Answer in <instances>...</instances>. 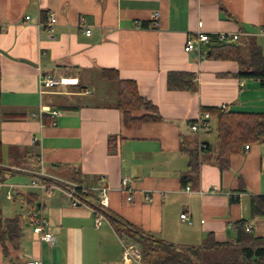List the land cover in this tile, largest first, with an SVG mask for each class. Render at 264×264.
I'll use <instances>...</instances> for the list:
<instances>
[{"label":"crops","instance_id":"0c3cea01","mask_svg":"<svg viewBox=\"0 0 264 264\" xmlns=\"http://www.w3.org/2000/svg\"><path fill=\"white\" fill-rule=\"evenodd\" d=\"M51 12L57 18L54 40L44 25ZM262 30L264 0H0V165L30 181L0 182V199L3 189L14 192L12 198L5 195L8 203L0 202V212L18 217L22 230L11 256L0 245V264H124L122 242L134 241L117 233L107 217L96 228L89 204L72 206L58 190L42 196L29 186L35 175L88 190L104 176L106 208L179 247L199 246L209 234L233 241L236 223L243 220L264 237V216L251 214V197L264 195V142L232 155L229 168L221 170L210 160L216 135L211 140V133L190 129L203 107L264 113V86L259 79L234 76V60L184 50L187 37L197 32H239L242 39L253 37L264 54ZM213 42L202 48L208 51ZM103 69L134 80L162 120L125 127L116 107L118 83L103 79ZM170 72L190 73L196 88L170 90ZM45 75L59 84L42 86ZM43 109L61 115L53 124ZM203 143L211 148L202 153L208 160L198 179L183 185L189 157L182 147ZM123 178L131 200L121 189ZM31 193L38 195L36 206L26 198ZM40 217L49 224L53 244L34 232Z\"/></svg>","mask_w":264,"mask_h":264},{"label":"trees","instance_id":"16d2710c","mask_svg":"<svg viewBox=\"0 0 264 264\" xmlns=\"http://www.w3.org/2000/svg\"><path fill=\"white\" fill-rule=\"evenodd\" d=\"M204 55L208 58L238 62L239 70L234 76L259 79L264 86V54L253 37H240L233 42L218 41ZM101 76L105 80L118 83L116 107L123 113L125 127H138L146 122L162 120L157 106L140 94L134 80L121 79L115 69H103ZM167 86L170 90L192 91L196 88L193 76L187 72H170ZM205 113L210 114V120L214 119L216 123V141L212 149L214 158L210 160L221 170L229 168L232 155L241 153L250 144L264 142V113L230 111L226 107H203L201 114ZM7 117L16 118L20 115L8 114ZM115 139L116 136L109 138L110 150L116 147L113 143ZM206 150H211L206 143L182 147V151L189 157L187 170L181 175L183 185L198 179L201 163L208 160L202 154ZM1 153L0 142V163ZM12 173V169L0 165V182L5 181ZM35 177L44 183L54 182L45 177ZM77 192L83 201L105 214L117 233L127 234L139 244L142 260L147 264H264V237L247 231L245 220L236 223L238 234L233 241L219 242L214 239L213 234H209L199 246L179 247L145 233L119 214L103 207L99 194L94 190L77 188ZM26 198L35 206L38 205L37 194L31 193ZM251 214L253 217L264 216V195L251 197ZM21 235L20 219L5 218L0 212V245L5 256H11L19 249Z\"/></svg>","mask_w":264,"mask_h":264},{"label":"built area","instance_id":"2783aa9c","mask_svg":"<svg viewBox=\"0 0 264 264\" xmlns=\"http://www.w3.org/2000/svg\"><path fill=\"white\" fill-rule=\"evenodd\" d=\"M160 17L159 12H155L153 15V26L157 27L158 26V20ZM26 19L29 20L30 17L26 16ZM57 23V18L54 12H51L48 14L47 21L44 24L46 31L48 33V36L51 39H56V34H55V25ZM81 24H84V18H81ZM261 32H264L262 30ZM86 35L89 36L91 34V30L87 29L86 30ZM241 33L236 32V33H226V32H220L215 35H209L204 32H197L196 34L189 35L186 39L184 50L186 52H192L194 50H197L199 54L204 55L206 53V50L202 48V45L205 43H216V42H233L239 40L241 37ZM40 83L42 86L45 87H54L57 84H59V80L55 77H52L50 75H45L41 76L40 78ZM223 108L225 107L224 105L222 106ZM42 111H47L50 114V117L52 118V123L54 124L55 117L61 115L60 110H50V109H43ZM42 117V112L39 114ZM211 116L208 113L201 114L197 120L193 124L190 125V129L194 132L198 133H210L212 131V122H211ZM205 146V145H204ZM249 146H246L248 148ZM101 185L99 187L94 188V191L99 194V200L100 204L106 208L108 204V197H107V191H108V186L104 184L105 177L101 176L100 177ZM30 187H33L37 189L42 196L44 195H51L53 191L58 190L59 192L63 193L70 199V204L72 206H81V205H86L87 203L83 201L77 192V188H82L84 190H87V188L80 187L76 184L72 185H67L64 183H44L40 181L37 178H34L30 185ZM121 189L125 190L129 193L128 200H131V193L132 189L129 187V180L127 178L122 179L121 183ZM7 197L12 198V193L11 191L7 192ZM93 213H94V223L96 228H100L103 224V222L106 220V216L104 213L99 211L98 209L93 208ZM181 218L184 220H188L189 217L186 213L181 214ZM36 226L34 227V232L38 233L40 235V238L42 240L48 241L50 243H54V235L49 229V224L47 221L43 218L40 217L38 219H35ZM247 231H251V226L246 227ZM122 261L124 264H132V263H138V264H145L142 260V249L139 246V244L135 241H124L122 242Z\"/></svg>","mask_w":264,"mask_h":264},{"label":"rangeland","instance_id":"374dc122","mask_svg":"<svg viewBox=\"0 0 264 264\" xmlns=\"http://www.w3.org/2000/svg\"><path fill=\"white\" fill-rule=\"evenodd\" d=\"M212 131L210 132L211 134L209 135V138L211 139V140H214V138H215V135H216V130H215V126H213L212 127ZM9 178L7 179L8 180V184H12V185H16V184H29V179L26 177V176H20V175H17V174H15V175H13V176H8ZM22 177H24V180L22 179ZM2 192H3V197H2V199H0V202L2 203H8L9 201L5 198V195H6V193L8 192L7 191V188H5V189H3L2 190ZM12 193L14 194V192L12 191ZM257 234V232H255V235Z\"/></svg>","mask_w":264,"mask_h":264}]
</instances>
